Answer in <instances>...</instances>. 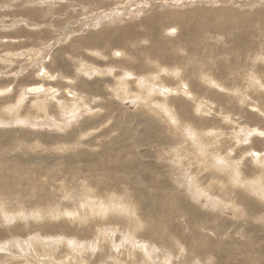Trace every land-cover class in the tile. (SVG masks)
Returning <instances> with one entry per match:
<instances>
[{
  "label": "rangeland",
  "instance_id": "rangeland-1",
  "mask_svg": "<svg viewBox=\"0 0 264 264\" xmlns=\"http://www.w3.org/2000/svg\"><path fill=\"white\" fill-rule=\"evenodd\" d=\"M0 264H264V0H0Z\"/></svg>",
  "mask_w": 264,
  "mask_h": 264
},
{
  "label": "bare ground",
  "instance_id": "bare-ground-1",
  "mask_svg": "<svg viewBox=\"0 0 264 264\" xmlns=\"http://www.w3.org/2000/svg\"><path fill=\"white\" fill-rule=\"evenodd\" d=\"M65 24V23H64ZM93 50V49H92ZM95 54V53H94ZM230 62V61H229ZM86 67V66H85ZM83 68V67H82ZM85 72V71H84ZM122 72V74H123V71H121ZM44 73V72H43ZM126 73V72H125ZM124 73V74H125ZM126 75V74H125ZM129 75V74H128ZM127 75V76H128ZM45 76V75H44ZM124 76V75H123ZM121 79H122V76L120 77ZM123 79H125V78H123ZM120 83V82H119ZM138 85V84H137ZM144 85V84H143ZM127 86H128V84H125V86H124V88H127ZM142 86V85H141ZM73 87V86H72ZM151 88V87H150ZM73 89V88H72ZM128 89V88H127ZM116 90H117V88H116ZM87 91V90H86ZM122 91V90H121ZM26 92H28V93H30V94H38V93H40V92H43V87H36V86H34V87H32V88H29ZM45 92V91H44ZM27 93V94H28ZM68 93V92H67ZM76 93V92H75ZM120 93V92H119ZM123 93V92H122ZM124 94V93H123ZM190 94V93H189ZM119 95V94H118ZM120 95H122L121 93H120ZM125 95V94H124ZM121 97H123V96H121ZM76 99V98H75ZM71 100V99H70ZM193 100V99H192ZM66 103V102H65ZM164 108V107H163ZM61 111V110H60ZM87 111V110H86ZM73 114V113H72ZM71 117V116H70ZM94 121V120H93ZM85 135V134H84ZM201 139V138H200ZM201 143H202V141H201ZM202 147V146H201ZM201 151V150H200ZM223 163V162H222ZM127 168H128V166H127ZM109 169V168H108ZM129 169V168H128ZM131 169V168H130ZM113 172V171H112ZM239 174V173H238ZM239 177V176H238ZM160 186V185H159ZM164 188V187H163ZM126 189V188H125ZM164 194V193H163ZM162 196V195H161ZM155 199V198H154ZM162 199H163V197H162ZM159 201V200H158ZM157 201V202H158ZM161 201V200H160ZM156 202V203H157ZM161 202H164V201H161ZM143 205V204H142ZM156 206V205H155ZM158 206V205H157ZM3 209V208H2ZM6 209V208H5ZM151 211V210H150ZM3 212H5V210L3 211ZM2 212V213H3ZM158 213V212H157ZM157 213H156V215H157ZM172 213V212H171ZM146 215V214H145ZM163 215V214H162ZM161 215V216H162ZM179 215V214H178ZM177 215V216H178ZM173 216H175V215H173ZM176 217V216H175ZM154 218V217H153ZM131 219H132V227H131V230H132V232H133V235L135 234V232H136V227L138 228V222L133 218V217H131ZM163 219V218H162ZM161 219V220H162ZM164 220H165V218H164ZM164 222V221H163ZM159 228V227H158ZM131 237H133V236H131ZM165 238V237H164ZM160 239V238H159ZM163 239V238H162ZM42 240V239H41ZM130 240L132 241V239L130 238ZM165 240V239H164ZM133 242V241H132ZM150 242V241H149ZM160 242H162V241H159V243ZM13 243V242H12ZM15 243V242H14ZM151 243V242H150ZM154 243V242H153ZM162 244V243H161ZM75 245V244H74ZM150 245V244H149ZM52 246V245H51ZM157 246V245H156ZM42 247V246H41ZM50 247V246H49ZM61 247V246H60ZM139 247V246H138ZM150 246H148V248H149ZM153 247V246H152ZM142 247L140 246V249H141ZM167 248V247H166ZM51 249V248H50ZM139 249V248H138ZM150 249V248H149ZM148 249V250H149ZM152 249V248H151ZM146 250V249H145ZM150 251H152V250H150ZM153 251H155V250H153ZM147 253V252H146ZM204 255V254H203ZM156 256H157V254H156ZM154 260V259H153ZM186 260V259H185Z\"/></svg>",
  "mask_w": 264,
  "mask_h": 264
}]
</instances>
